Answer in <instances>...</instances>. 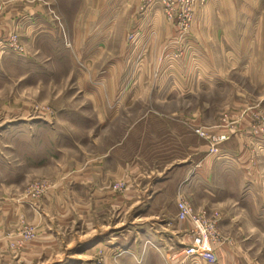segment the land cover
I'll return each mask as SVG.
<instances>
[{"label": "rangeland", "instance_id": "obj_1", "mask_svg": "<svg viewBox=\"0 0 264 264\" xmlns=\"http://www.w3.org/2000/svg\"><path fill=\"white\" fill-rule=\"evenodd\" d=\"M213 1L0 0V264H206L166 225L179 195L217 221V264H264V153H224L264 136V58L199 66ZM226 2L264 35V0Z\"/></svg>", "mask_w": 264, "mask_h": 264}, {"label": "crops", "instance_id": "obj_2", "mask_svg": "<svg viewBox=\"0 0 264 264\" xmlns=\"http://www.w3.org/2000/svg\"><path fill=\"white\" fill-rule=\"evenodd\" d=\"M226 1L228 0H214L213 2L207 3L205 9L211 11L210 19L207 21V25H204L205 28H201L200 31L202 33L195 34V37L201 42L200 44H202L201 39L205 42V44H210H203L202 46L198 47L200 53L196 54V58L204 65L199 66L205 68V72H208L209 74L218 75L220 73H230L234 71L242 73L249 72V69L245 68L246 66H249L247 63H249L251 57L260 58L262 56V58H264V35L260 33L251 34L247 32L246 26L249 25L246 24L242 25V32H236L234 30L235 27L233 23H231V25L230 23L227 24V11H230L231 14H233L236 6L239 4L233 3L229 5ZM219 57L225 58L226 65L220 64ZM165 72L166 71H164V73ZM167 72L170 73L171 71L167 70ZM166 85V83H161L158 84V87L156 88H164ZM240 132L241 133H239V136L235 138L238 141V150H233L225 147V156L233 157L230 154L237 153L239 155L236 156L237 159L239 160V162L242 161V156H240V153L247 154V152H249L244 145L245 143H243V135H245V138L252 141L254 152H257L258 154L264 153V141L262 139L253 137L251 135L252 132L246 131L245 128H242ZM199 166L200 165L196 166V168L193 167L192 169L187 170L186 177L179 182L177 188L178 192L181 191L186 193V189H189L191 184H195L198 178L210 183V180L212 179V173L207 172V167L202 166L200 168ZM218 168L219 167L217 165L215 172L218 170ZM157 180L158 181L155 180L156 182L154 181L151 183L150 200H156L157 195L160 196V193H154L155 184L157 182H164L166 178H158ZM174 222L169 221V223H167L166 225L170 226L173 223L177 230H170L173 234V237L177 238L176 235H179L182 231L183 233H186L188 229L187 227L189 225L186 222H179L176 219V214L174 217Z\"/></svg>", "mask_w": 264, "mask_h": 264}, {"label": "built area", "instance_id": "obj_3", "mask_svg": "<svg viewBox=\"0 0 264 264\" xmlns=\"http://www.w3.org/2000/svg\"><path fill=\"white\" fill-rule=\"evenodd\" d=\"M251 135L264 141V136L260 132L254 131ZM226 139L224 135L219 136L214 139L215 145ZM217 150L214 148L212 151L217 152ZM177 208L176 219L188 223L186 234H190L189 245L185 246L179 255L190 261L199 260L206 264H217L215 247L221 239L217 221L209 219L204 211L196 212L182 195L177 197Z\"/></svg>", "mask_w": 264, "mask_h": 264}]
</instances>
